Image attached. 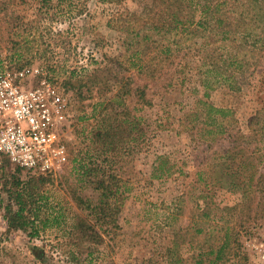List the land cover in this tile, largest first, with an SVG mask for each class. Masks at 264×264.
<instances>
[{"label":"rangeland","instance_id":"obj_1","mask_svg":"<svg viewBox=\"0 0 264 264\" xmlns=\"http://www.w3.org/2000/svg\"><path fill=\"white\" fill-rule=\"evenodd\" d=\"M260 1L253 35L235 45L243 66L232 65L227 80L205 72L213 62L230 66L210 56L225 50L218 28L168 31L167 0H0V71L26 70L31 85L40 67L69 102L60 128L66 156L43 174L49 179L38 202L50 221L39 235L8 231L5 215L16 181L41 174L0 154V264H264V179L260 187L251 180L264 172ZM182 13L199 12L185 6ZM201 98L232 110L216 139L203 137V118L194 115ZM126 107L144 134L104 149L97 131L111 115L117 125ZM90 163L99 175H84ZM104 172L121 178V228L107 225L101 243L78 251L70 238L88 211L74 192L97 202L91 180Z\"/></svg>","mask_w":264,"mask_h":264},{"label":"trees","instance_id":"obj_2","mask_svg":"<svg viewBox=\"0 0 264 264\" xmlns=\"http://www.w3.org/2000/svg\"><path fill=\"white\" fill-rule=\"evenodd\" d=\"M170 9V19L166 24L168 31L187 32L193 27L194 30L204 29L208 30L212 26L218 28L220 33V40L224 42V48L218 49V54L214 56L223 58L224 65H230L228 68L221 70V66L215 62L211 63L206 73L209 71H217L218 76L222 75L227 80L233 77L230 71L231 66L238 64L243 66L242 59L239 53L235 50V45L238 39L242 36L249 37L253 35V25L255 23L252 16L258 12L260 7V0H167ZM175 4V5H173ZM185 6L197 11L196 14L183 15L182 11ZM167 10V9H166ZM240 33V34H238ZM262 41V50L260 54L264 55V34ZM227 43V44H225ZM258 49V48H255ZM162 51L170 53L171 46H164ZM170 57V56H167ZM205 57V56H204ZM247 57V56H245ZM246 59V58H244ZM216 64V65H215ZM205 82V81H204ZM208 94V93H207ZM144 103H150V100L143 97ZM199 106L197 113L194 111L195 117H202L203 128L202 135L206 140L216 139L220 133H224L228 124V117L231 116L232 110L229 108L216 106L211 101L201 98L199 99ZM125 118H118V124H114L115 115H111L110 119L104 118L108 121V125L100 128L96 133V139L104 147V149L117 150L119 142L125 138L130 137V141L137 139L133 133L143 135V129L140 126L141 119L136 114H133L127 107L125 108ZM200 111V112H199ZM188 116H191L188 114ZM123 119V120H122ZM127 124L123 126V124ZM124 127V128H120ZM21 170L23 169L19 166ZM101 169L100 166H93L92 163L85 165L83 168L84 175L97 174ZM234 171V172H233ZM169 172V171H168ZM232 174L237 173L231 169ZM99 175V174H97ZM48 177L41 174L32 176L25 185L16 181L15 188L11 192L12 199L6 205L5 218L8 222V231L25 230L29 231L31 235H39L40 229L48 225L50 218L42 217V205L39 200L44 199V186L48 181ZM255 179V180H254ZM264 179V172L258 170L251 176L252 181H256L257 186L260 187ZM95 188L100 190V197L97 202L90 198H84L75 191L74 195L78 198V204L83 211H88L86 216L78 217L74 224L72 231L73 235L70 238V245L78 248V251H83L87 246L93 247L104 240V235L107 225H111V229L119 230L120 214L125 200V194L122 191L121 178L114 174L107 172L102 176H97L91 180ZM75 190V189H74ZM44 202V200L42 201ZM16 206V207H15ZM90 217H94V222ZM224 241L218 249V253L210 263L217 261V257L224 253L227 246ZM38 249V247H35ZM37 253V252H36ZM91 251L88 252V255ZM38 258H43L42 252L38 253ZM184 261V258H181ZM198 264H204L202 259H198Z\"/></svg>","mask_w":264,"mask_h":264},{"label":"built area","instance_id":"obj_3","mask_svg":"<svg viewBox=\"0 0 264 264\" xmlns=\"http://www.w3.org/2000/svg\"><path fill=\"white\" fill-rule=\"evenodd\" d=\"M35 84L26 85V70L0 71V154L33 172H52L66 156L60 128L68 100L44 70L36 67Z\"/></svg>","mask_w":264,"mask_h":264}]
</instances>
